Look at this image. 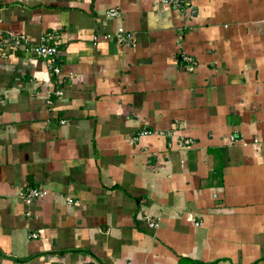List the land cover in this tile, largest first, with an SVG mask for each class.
<instances>
[{"label":"crops","instance_id":"obj_1","mask_svg":"<svg viewBox=\"0 0 264 264\" xmlns=\"http://www.w3.org/2000/svg\"><path fill=\"white\" fill-rule=\"evenodd\" d=\"M0 27L61 71L0 57V264H264V0H0Z\"/></svg>","mask_w":264,"mask_h":264},{"label":"built area","instance_id":"obj_2","mask_svg":"<svg viewBox=\"0 0 264 264\" xmlns=\"http://www.w3.org/2000/svg\"><path fill=\"white\" fill-rule=\"evenodd\" d=\"M118 14L117 9H111L106 12L107 18H113L116 17ZM107 37L114 38L117 42L121 43H127L129 42L131 46H135L136 42L133 38V34L131 32L125 31L123 29H118L112 36L107 35ZM51 35H46L44 38L43 44H32L29 42V40L26 38V36L22 34H13L7 31H4L0 27V57L6 56L8 51H23L25 54L43 59L47 65L49 66V69L51 71V75L56 77V80L59 81L61 79V71L59 65H57V46L58 42L48 43L49 40H51ZM190 61V59H189ZM60 82V81H59ZM51 92L56 97L62 96V90L61 89H51ZM50 103V101H48ZM148 131L142 132L140 135H148ZM188 142H186L187 144ZM44 192L39 191L38 189H31L27 192H21L20 197L26 204H30L34 199L41 197ZM151 226H153L151 224ZM33 237H36V235H33Z\"/></svg>","mask_w":264,"mask_h":264}]
</instances>
